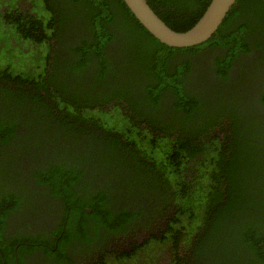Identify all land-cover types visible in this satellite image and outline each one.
<instances>
[{"label": "trees", "instance_id": "1", "mask_svg": "<svg viewBox=\"0 0 264 264\" xmlns=\"http://www.w3.org/2000/svg\"><path fill=\"white\" fill-rule=\"evenodd\" d=\"M146 1L177 32L210 2ZM18 3L0 19V264H108L118 237L131 249L112 264H145L152 244L170 264H264V0L185 48L122 0ZM34 196L55 228L4 236Z\"/></svg>", "mask_w": 264, "mask_h": 264}, {"label": "flooded vegetation", "instance_id": "2", "mask_svg": "<svg viewBox=\"0 0 264 264\" xmlns=\"http://www.w3.org/2000/svg\"><path fill=\"white\" fill-rule=\"evenodd\" d=\"M9 1L10 0H0V19L1 20H3L5 18V11H6V9H8L7 4L9 3ZM18 1H19L18 4L22 8V10L25 13H28V11H30V7H31L28 4L30 2V0H18ZM6 2H7V4H6ZM31 14H34V13H31ZM77 16H78V14H77ZM78 21H80V20H78ZM5 28H6V26H5ZM113 32H115V31H113ZM249 44H250V48L253 50L254 49L253 48V42L250 41ZM253 54H256V52L252 53V55ZM172 60H174V57H172ZM28 166H30L31 168H35V163H34V165H28ZM30 180L24 181L21 184L13 185L14 186L13 189L16 188L18 190L17 192H15L17 197H21V196L28 197L30 192L35 190V179L30 178ZM9 187H11L10 183H8L7 185H3V188L1 187L2 192L4 190L7 191V188H9ZM30 200H31V204L28 202L27 203L28 206L25 207V209L28 208L27 210L22 209L21 210L22 212H20L18 215L11 214L10 216H8V218L6 219V222L4 224V227H3V235L4 236L11 237V236H14V234H16V233H18V234H22V233L29 234L30 233V236H32V234H35V236H38L40 234L45 235V234L49 233L50 230L54 229L56 226V223H58L61 220L62 215L58 214V211H53L52 214L51 213H45L44 211L46 210V208H45L44 204H40V203L36 202V205H35V196L30 198ZM38 204H39V207H38ZM31 205L33 206L34 210L32 209ZM35 209H37V210H35ZM114 242L115 241L111 242L112 245L110 244L111 246L110 245L108 246L109 249H108L107 253L111 252L112 250H114L116 252V254L112 255V257L109 259L110 263H113V257L116 259V256H118L122 250L129 251L131 249L129 247V242L126 241L125 239H122L121 237H118V242H115V243ZM125 243L128 245H126ZM20 244L21 243H18L17 246H15V249H17L18 245H20ZM155 246H157V244H152V246H151V247H153L152 248V255L146 254L145 257H143V254H142V257H143L142 259L144 260L145 264H170V260L172 259V253L167 248H164V247L161 248V247H155ZM104 253L106 254V252H104ZM85 254H86V252L82 254L84 256L80 255V256L75 257L73 260L74 263L75 264H91V263H94L97 258L101 259L103 257L102 254L98 253L96 258L84 259V258H86ZM125 259L127 260V258H125ZM26 261H27V264H36V263L44 264L39 259V255H38V258L36 259L37 262H35V254H33V255L31 254L28 257H26Z\"/></svg>", "mask_w": 264, "mask_h": 264}, {"label": "water", "instance_id": "3", "mask_svg": "<svg viewBox=\"0 0 264 264\" xmlns=\"http://www.w3.org/2000/svg\"><path fill=\"white\" fill-rule=\"evenodd\" d=\"M122 1L138 23L161 44L185 48L197 46L211 38L236 0H210L202 16L185 32L168 27L146 0Z\"/></svg>", "mask_w": 264, "mask_h": 264}, {"label": "rangeland", "instance_id": "4", "mask_svg": "<svg viewBox=\"0 0 264 264\" xmlns=\"http://www.w3.org/2000/svg\"><path fill=\"white\" fill-rule=\"evenodd\" d=\"M104 259H105V257H103ZM100 260L101 259H99V258H97L96 260H95V262H94V264H97L98 262H100ZM107 260L109 261V259L107 258ZM109 264H112V263H110V262H108Z\"/></svg>", "mask_w": 264, "mask_h": 264}, {"label": "clouds", "instance_id": "5", "mask_svg": "<svg viewBox=\"0 0 264 264\" xmlns=\"http://www.w3.org/2000/svg\"><path fill=\"white\" fill-rule=\"evenodd\" d=\"M132 16H133V15H132ZM146 31H147V30H146ZM216 31H217V30H216ZM216 31H215V32H216ZM149 34H150V33H149ZM211 37H212V36H211ZM209 39H210V38H209Z\"/></svg>", "mask_w": 264, "mask_h": 264}]
</instances>
